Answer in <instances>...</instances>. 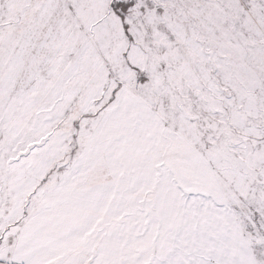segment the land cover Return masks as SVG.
I'll return each mask as SVG.
<instances>
[{
	"label": "snow or ice",
	"instance_id": "obj_1",
	"mask_svg": "<svg viewBox=\"0 0 264 264\" xmlns=\"http://www.w3.org/2000/svg\"><path fill=\"white\" fill-rule=\"evenodd\" d=\"M0 264H264V0H0Z\"/></svg>",
	"mask_w": 264,
	"mask_h": 264
}]
</instances>
